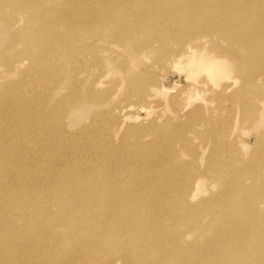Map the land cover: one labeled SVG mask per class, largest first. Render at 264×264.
<instances>
[{
	"label": "bare ground",
	"instance_id": "bare-ground-1",
	"mask_svg": "<svg viewBox=\"0 0 264 264\" xmlns=\"http://www.w3.org/2000/svg\"><path fill=\"white\" fill-rule=\"evenodd\" d=\"M46 1L50 0H42L41 3ZM53 1L62 5L50 13H46L45 5L36 7L26 4L23 7L30 11L35 10L34 13L38 11L43 15L40 21L46 20L48 26H52L53 21L54 23L64 21L63 26L69 28L71 23L79 21L83 28L98 29L105 33L104 36H109L111 32L106 27L107 20L121 24L126 34L138 32L142 22H162L163 35L159 36L161 47H153L150 44L142 50V54L157 51L159 57H162L165 62L168 61L173 65L177 63L176 67L186 75L187 81L192 84L190 89L196 92L197 100L192 108L194 110L192 114L186 115L187 122L194 126L183 129L180 124L173 123V117L165 112L167 105L165 107L155 105L156 112L152 111L142 119L140 114L143 112V107L132 113L131 103L124 104L121 116L108 115L117 124L128 122L131 125H139L137 127L129 125V136L123 141V148H102L100 143L98 144L100 146L95 148V152L93 150L86 154L84 151L77 155L78 160L84 157L79 165L57 169L56 159L58 158L49 151L44 154V159L41 161L42 171H34L30 174L22 173L19 167L14 172L10 170V165L16 161L12 160L13 158L17 155L19 158L26 156L19 153L16 148H21L22 144L27 145V148H35L32 151L37 152L40 148H44L48 140L41 141L43 146L37 147L38 141L26 136L29 134L27 129L19 137L9 134L5 138H0V263L9 264L10 261L13 263L14 255L20 263V255L24 254L27 246L25 243L28 244L30 239L36 246L39 243L43 246L46 243L50 244L51 234L44 238L40 235V230H25L21 226L24 219L31 221L36 218L41 220V228H49L47 232L55 233L58 238H62V233H68L62 231L60 234L57 227L64 225V230L72 227L71 231L74 235L65 238L64 246L71 247L72 251H75V256L73 252L68 253L69 255L63 256L61 263L58 264H65L66 260L68 264H98L97 260L101 256H110L112 264H150L157 257H159L157 261L159 263L170 264L172 260L175 264H179V249L187 253L184 255L185 261L182 260L180 264H246L248 259H250L248 264H264V253H257L260 247L264 248V238H260L261 246L257 240H254L255 218H250L246 212H241L238 218L230 221V230L225 235L219 233L213 241V247L207 246L203 253L200 250L198 254L197 250L187 246L188 243L184 237L176 235L175 232L170 236H164L158 231L160 226L156 224L157 220L147 219L149 212L157 207V204L149 206V200L146 198L144 200L138 191L142 189L141 184L144 182L147 187H153L150 194L155 198L163 193L161 189H157V181L171 179L167 184L171 189L166 193V197L162 196L160 199V202L167 204L170 208L169 212L162 208L154 211L158 214L170 215L175 210V217L179 219V213L186 215L185 211L189 207L190 215L198 216V219H194L195 224L203 215L209 214L215 208L222 211L220 214L224 218H226L227 205H229L227 210L232 212L237 209L233 205L244 204L242 207L247 206L250 210L253 205L250 200L247 202L249 196L254 199L260 195L264 196V160L251 159V157V160L246 161L252 164L242 166L243 169L237 173L239 177L236 180L234 179L237 174L233 178H227L222 194L216 196L218 191L201 201H195L208 173L218 170L227 173L225 169L229 165L222 167L217 153L219 148L223 147L221 143L230 142L226 135L217 138L220 131V118L223 119L224 114H231L238 102H257L252 100V89L253 84H257L264 78V0H201L197 8L202 10L203 17L198 18L197 16L201 13L194 16L183 12L185 8L181 10L174 8L177 5L180 6L183 0H168L169 2L161 5L163 9L142 8V11H136L139 7H132L126 1L121 3L113 0L116 5L121 4V6L118 9L111 8L112 17L105 15L107 10L97 15L96 11L92 12L89 8H85L84 14L77 17L78 20L75 19V13L79 11L72 10L71 5L81 6L85 0ZM14 3L13 8L17 9L19 5L21 6L18 0ZM95 8L97 7L93 9ZM208 8L212 9V13L208 12ZM112 10L119 11L112 12ZM128 14L136 17L134 24L130 26L127 22ZM66 23L67 26H65ZM34 25L37 35L42 30V25L36 20ZM179 35L183 36L184 42L180 45L177 44V40L181 39ZM120 36L121 33L116 36V40L124 41L125 38H119ZM62 37L75 38V31L64 29ZM17 64L18 67H24L23 61H18ZM38 65L39 60L35 57V68ZM107 65L109 64L104 63V67L95 73V68L99 66L91 67L85 76H96L95 86L101 87L103 86L101 79L107 77L104 69ZM244 66L249 67L253 72L246 73ZM239 74L244 77L242 84H239L236 79ZM83 82L85 83L86 79ZM156 94H162L164 98H167L169 90L164 87L155 90V94L144 92L141 97H148L147 101L153 102ZM80 97L83 98V96L75 97V104ZM97 97L96 93L91 92L90 98ZM106 98L108 99V94ZM24 99L27 100L28 96ZM183 104L190 107L193 102L184 99ZM118 105L122 103L119 102ZM262 106L263 108L258 110L261 120L264 119V101ZM116 109L117 107L113 106V111ZM83 111H86L85 115L88 118L89 114L85 109H82L79 114ZM62 115H65V112ZM67 117L68 115L65 116ZM62 119L61 124L64 123ZM99 123L101 131L106 132L107 136L113 135V125ZM82 128L76 131L75 142L80 141L79 133ZM201 128L204 129L203 132L200 131ZM1 134L3 133L0 132ZM205 134L211 135L215 140V148L207 156V170L200 171L192 163L178 160L179 147L190 152H195L196 148H208L203 146L206 141L196 142L199 139L197 136ZM111 138L114 137L111 136ZM233 141L237 145L232 143L225 145L222 153L226 151L227 157L223 159L221 154V161L223 164L238 166L240 159L237 152L239 149H245L248 143L244 136ZM125 145L128 148H124ZM119 146L120 142L117 147ZM235 146L242 148H234ZM108 159H112L113 174L108 170H93L98 163L106 162ZM131 162L132 164L128 166ZM166 164H169L168 174L161 177L157 167ZM126 168H128L127 172L124 171ZM150 172L151 175L148 176ZM245 175L252 181V186H248L245 182ZM38 177H45L54 184L47 183L39 187L36 180ZM18 178H32V180L18 182ZM2 180L6 182L2 183ZM236 190H239L241 197ZM172 191L179 195L177 202L174 201V203V199L169 196ZM221 195H228L232 200L227 201L225 197H220ZM50 210L54 213L51 214ZM29 211L33 214L28 217L26 213ZM68 213L81 215L80 221L76 222L75 226L70 224ZM42 219L45 221L42 222ZM57 221H59L58 224ZM220 225H226V222L221 220ZM238 225H242L241 230L248 236L234 229ZM257 228L264 231V224ZM29 246L31 245L27 248ZM169 246L173 247L171 251L168 250ZM51 247L58 255L57 244ZM14 248H17L20 255L14 251ZM134 254H137L135 260H133Z\"/></svg>",
	"mask_w": 264,
	"mask_h": 264
},
{
	"label": "rangeland",
	"instance_id": "rangeland-1",
	"mask_svg": "<svg viewBox=\"0 0 264 264\" xmlns=\"http://www.w3.org/2000/svg\"><path fill=\"white\" fill-rule=\"evenodd\" d=\"M15 1L0 0V132L3 133L0 135V138H5L9 134L19 137L27 129L29 134L26 136L38 141L37 147L43 146L41 141L48 140V142L46 145L44 144V148H40L37 152L32 151L35 148H27V145L22 144L21 148H16L19 153L26 156L19 158V155H17L12 159L16 160L15 163L10 165L12 172L18 170L17 167L24 174L34 173V171L41 172V161L44 159V154L49 151L50 153L53 152L55 157L58 158L56 159L57 169L79 165L84 157L78 160L77 155L84 151L86 154L93 150L95 152V148H98L100 146L98 144L100 143L102 148H123V141L129 136V125L131 127L139 125H131L128 122L117 124L108 115L121 116L124 104L131 103L133 106L132 113L143 107V112L140 114L142 119L146 118L148 113L152 111L156 112L157 108L155 105L159 104L163 107L167 105L165 112L166 114L169 113L170 117H173V123H176V125L180 124L183 129L194 126L190 122H187L188 117L186 115L192 114L194 110L192 108L196 104V92L190 89L192 84L187 81L186 75L181 69L176 67L177 63L173 65L172 63H168V61L165 62L162 57H159L157 51L145 55L142 54V50H145L150 44L153 47H161L159 36L163 35L162 22H142L138 27V32H134L133 34L128 32L126 34V30L123 29L121 24L118 22L114 23L113 20H107L105 21L106 27L111 32L109 36H104L105 33L98 31V29L89 30L83 28L79 21L71 23L69 28L63 26L64 21H60V23H54L55 21H53L52 26H48L46 20L40 21L43 15L38 11L34 13L35 10L30 11L23 7L26 4L35 5L36 7L45 5L44 9L46 13H50L61 7L62 4L57 1L50 0L49 2L41 3L42 0H18L21 6L19 5L17 9L12 7ZM124 1L132 7L138 6L139 8L136 11H142V8L156 10L160 7L163 9L161 5L169 2L168 0H118L121 3ZM37 2L38 4H36ZM200 3L201 0L189 2L183 0L180 6L177 5L174 8L176 10L185 8L183 12L193 14L194 16L201 13L197 16L198 18L203 17L202 10L200 11L197 8V5L200 6ZM81 4V6L71 5L72 10L75 9V12L79 11L75 13V19L77 20V17H81L84 14L83 10L85 8H89L92 12L96 11L97 15L107 10L105 15L112 17L111 8L115 7L118 9L121 6V4L119 6L116 5L113 0H85ZM94 7L97 8L93 9ZM118 11L112 10V12ZM208 12L212 13V9L208 8ZM135 18L132 14L127 15L129 26L134 24ZM35 20L42 25V30L37 35L34 25ZM65 26H67V23ZM64 29L74 30L75 38H63L62 32ZM120 33L121 36L119 38H125L124 41L116 40V36ZM180 37L181 39L177 40L178 45L184 43L182 41L183 36ZM169 40L167 41L169 42ZM137 52L141 54L139 55ZM136 56L138 58H135ZM35 57L39 60V65L36 68L34 66ZM18 61L24 62L23 68L18 67ZM104 63L109 64L104 68L107 72V77L101 79L103 86L96 87L94 81L95 79L97 80L96 76L86 77L85 73L91 67L96 66L99 67L95 68L94 73L97 70H101L104 67ZM244 70L246 73L253 72L247 66H244ZM85 79L86 82L84 83ZM236 79L239 84H242L244 77L242 74H239ZM164 87L169 90L167 98H164L162 94H156L154 101L149 102L147 101L148 97H141L144 92H154L155 94V90ZM252 90V100H256L257 102H238L235 104L237 107L233 109L231 114H224L223 119L220 118V131L217 134V138L219 139L222 135H226L230 142L221 143L223 147L219 148L217 153L220 158V165L222 167L229 165L225 169L227 173L225 174L221 170L208 173L203 180L201 192L195 201H201L206 197L216 194L218 191L216 196L222 194L224 191L223 187L225 186L224 182L227 178H233L243 169L242 166L245 164H252L247 162V159L260 158L264 160V119L261 120L258 114V110L263 108L264 78L259 80L257 84H253ZM91 92L96 93L98 97L90 98ZM106 94H108V99L106 98ZM25 96H28L27 100L24 99ZM76 96H83V98L80 97L78 103L75 104ZM256 96H259V98H256ZM184 99L192 101L193 104L190 107L185 106L183 104ZM119 102L122 105H118ZM113 106L117 107L114 111ZM82 109L87 110L89 114L88 118L85 115L86 111L79 114ZM107 110H109V113H107ZM63 112H65V115H62ZM67 115L68 117L65 118ZM61 119L64 121L63 124H61ZM99 122H105L110 126L113 125V135L111 136L114 138L107 136L106 132L101 131ZM80 128H82L81 133H79L81 135L80 141L75 142V135H77L75 133ZM200 131L203 132L204 129L201 128ZM240 136H244L248 146L245 149H239L237 152L240 159L237 165H239L223 164L221 154L223 159L227 157L226 151L222 153L225 148L224 146L230 143L237 145L233 140ZM197 137L199 139L196 142L200 141L201 143L202 141H206L203 146H208V148H196L195 152H190L185 148L179 147L178 160L190 162L197 169H200V171H204L208 168L206 160L209 153L215 148V140L211 135L206 134ZM119 142L120 146L117 147ZM124 148H128V146L125 145ZM234 148L242 147L235 146ZM74 151L75 154H73ZM111 161L112 159H108L106 162L98 163L93 170H108L113 174V164ZM131 164L132 162L128 163V166ZM168 169L169 164L157 167L158 174L161 177H165L168 174ZM124 171L127 172L128 168ZM152 172L153 174L155 173L154 170ZM150 175L151 172L148 176ZM238 177L239 174H237L234 180ZM244 178L248 186L253 185L248 176L245 175ZM29 180H32V178L17 179L18 182H28ZM36 180L39 187L43 186V184L53 183L49 182L45 177H38ZM170 180L159 179L157 181V189H161L163 193L155 198L150 194L153 187H147L144 182L141 184L142 189L138 190L144 200L145 198L149 200V206L157 204V207L151 209L147 219L153 220L155 218L157 220L156 224L160 226L158 231L162 235L170 236V234L175 232L176 235L184 237V240L188 243L187 246L197 250L198 254L200 250L203 253L207 246L213 247V241L219 233H224L222 235H225L230 230L231 220L238 218L241 212H246L247 216L255 218L253 238L261 246L260 238H264V231L257 228V226L264 224V196L260 195L255 197V199L249 196L247 202L250 200L253 205L250 210L247 206L243 208L244 204L233 205L237 209L235 212H232L231 210H227L229 206L227 205L225 209L226 218H224L220 214L222 211H218L215 208L209 214L203 215L199 219V222L195 224L193 223L196 221L194 219H198V216L190 215L189 207L186 209L188 215L187 211H185L186 215L179 213V219L175 217V210L170 215L155 212L159 208L169 212L170 208H168L167 204L160 202V199L162 196L166 197V193L171 189L167 185ZM1 182L4 183L6 181L2 180ZM238 192L239 190H236L238 196L241 197V194ZM169 196L174 199L173 203L174 201L177 202L179 198V195L173 191L172 193L170 192ZM220 197H225L227 201L232 200L228 195H221ZM50 213L53 214L54 211L50 210ZM32 214L33 212L29 211L26 213V216H31ZM42 215L44 216V214ZM204 216L206 217L204 218ZM67 217L73 226L81 219V215L79 214L68 213ZM221 220L225 221L226 225H220ZM44 221L45 219H42V222ZM58 223L59 221H57ZM21 226L25 230H40V235L44 238L51 234L50 244L47 245L46 243L43 246L42 243H39V248L30 239L28 244H26L27 242L25 243V246H31L29 248L26 246L24 254L20 255L17 248H14V251L20 255V263L17 256L14 255L13 263L10 261L9 264H58L61 263L63 256H68L71 252L75 256V251H72L71 247L64 246L65 238L74 235L71 231L72 227L66 230L63 229L64 225L57 227L60 234L62 231L68 233H62V238H58L55 233L47 232L49 228H41V220H36V218L31 221L24 219L21 222ZM241 227L242 225H238L234 229L240 233H244ZM36 241H38L37 238ZM54 244L58 246L56 248L58 255H56V252H53L54 250L51 247ZM172 248V246H169L168 250L171 251ZM179 252L178 263L180 264L182 260L185 261L184 255H187V253L180 249ZM257 253H264V248L260 247ZM133 257V260H135L137 254H134ZM100 258L97 260L98 264H112L110 256H101ZM158 259L159 257L155 258L150 264H164L157 262ZM170 261V264H175L174 261ZM249 262L250 259H248L246 264ZM65 264H68L67 260Z\"/></svg>",
	"mask_w": 264,
	"mask_h": 264
}]
</instances>
